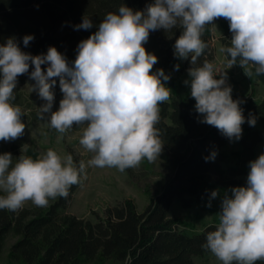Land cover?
<instances>
[{
	"label": "clouds",
	"instance_id": "9594fccd",
	"mask_svg": "<svg viewBox=\"0 0 264 264\" xmlns=\"http://www.w3.org/2000/svg\"><path fill=\"white\" fill-rule=\"evenodd\" d=\"M229 22L231 46L221 47L230 59L252 76L264 75V0H154L145 11L121 5L108 12L98 30L77 46L72 66L55 47L46 55L25 53L14 38L0 45V141H12L24 134L22 108L14 103L18 77L33 70L31 92L45 101L37 118L45 120L62 139L73 126H83L79 144L91 158L74 161L71 154L61 156L48 149L33 159L21 155L13 163L11 153L0 154V210L16 212L27 202L47 207L50 200L67 198L72 186L86 178V169L115 168L124 172L143 161L155 163L163 142L156 126L160 105L171 99L163 69L153 72L156 55L144 45L151 31L174 27L184 30L174 45V55L188 59V75L195 109L201 123L217 128L224 136L240 139L245 118L240 101L232 98L227 73H216L214 64L205 60L197 65L208 44L202 39L205 27L216 19ZM85 17L77 30L92 28ZM34 39L23 37L24 46ZM47 64L46 72L42 65ZM179 69V65H176ZM219 75V79H217ZM59 78L63 98L52 111V89ZM254 126V118L248 120ZM216 153L205 159H214ZM247 186L233 187L221 203L219 223L206 235L202 247L221 264H256L264 261V154L250 162ZM217 191L211 197L216 198ZM211 207V203L207 205Z\"/></svg>",
	"mask_w": 264,
	"mask_h": 264
},
{
	"label": "trees",
	"instance_id": "16d2710c",
	"mask_svg": "<svg viewBox=\"0 0 264 264\" xmlns=\"http://www.w3.org/2000/svg\"><path fill=\"white\" fill-rule=\"evenodd\" d=\"M152 3L154 0H0V45L14 38L22 51L33 56L46 55L49 47H55L72 66L78 44L98 30L108 12H117L121 5L145 11ZM85 17L91 19L92 28L77 30ZM216 20L226 25L222 45L231 46L229 22L224 18ZM183 30L177 26L170 31H151L144 45L147 52L158 58L152 71L163 69L170 77L162 82L171 90V99L160 105V122L156 127L174 173L161 193L152 197L142 211L126 199L107 207L103 216L93 220L67 212L78 185L71 187L66 199L57 198L44 211L0 210V256L9 232L20 237L9 252L15 264H194L196 256L209 252L202 245L219 221L206 224L200 232H186L180 228L185 226L184 219L170 217L169 209L175 199L184 207H191L210 198L217 187L225 190L233 185L247 186L244 178L250 171V162L255 160L257 144L264 142V98L255 100L253 92L244 95L236 91L232 95L240 101L248 130L240 137L241 151L233 156L234 164H227L230 155L224 147L234 139L201 123L202 116L195 109L191 92L184 91L176 81L177 75L193 67L191 56L179 59L174 55L175 41ZM26 35L34 39L25 47ZM202 39L208 47L197 65L215 60L211 37L204 31ZM225 57L230 59L226 53ZM41 67L46 72L48 65ZM32 70L30 65L29 73L20 76L29 77ZM250 118L255 119L254 126L248 123ZM258 120L261 128L257 126ZM213 152L215 158L206 160Z\"/></svg>",
	"mask_w": 264,
	"mask_h": 264
},
{
	"label": "rangeland",
	"instance_id": "374dc122",
	"mask_svg": "<svg viewBox=\"0 0 264 264\" xmlns=\"http://www.w3.org/2000/svg\"><path fill=\"white\" fill-rule=\"evenodd\" d=\"M226 30L225 24L222 21L215 20L212 24L205 27V32L211 37V42L215 50V60L213 62L214 69H221L227 73L228 84L232 88L231 93L240 91L248 93L253 90L259 95H264V75H256L252 70V76L248 77L245 74L246 69L241 66H229V63L220 52L222 46L221 38ZM232 38V34H231ZM250 67V66H249ZM188 71L177 75L176 81L184 91H190V81ZM29 77H18L16 88L14 89V103L19 105L25 115L21 117L26 128L24 134L18 139L12 141H0V154L11 153L13 163L21 155L29 156L33 159L38 158L41 154L46 153L48 149H53L61 156L71 154L74 161L77 163L80 160L87 162L91 158V153L87 152L80 144L79 139L82 134L83 126H73L62 139H57L59 134L48 126L47 114L45 120L37 118V110L45 101L40 99L36 92H31L30 86L34 84ZM54 93V101L52 111L59 109V102L63 98V93L60 90L59 78L56 80V85L52 89ZM259 93V95H258ZM232 95V94H231ZM257 126L262 127L258 120ZM240 144V139H239ZM236 149L235 142L230 143L225 152L230 155L227 164H234V155H231ZM174 173V167L171 163L168 150L163 144L162 152L155 163L143 161L139 167L126 169L120 172L115 168H92L86 169V178L82 179L72 195L71 202L67 208L69 214L75 215L83 219H95L96 216H103L105 210L109 206H113L118 202L126 199H131L138 211H142L152 197H156L161 193L165 183L171 178ZM244 179H247L244 178ZM233 185L225 190L216 188L218 196L216 198H206L191 207H184L178 199H175L169 209L170 217H182L184 219L186 232H200L204 226L213 221H219V213L221 212V203L225 195H231ZM56 200V199H55ZM55 200H50L47 207H37L31 202H27L23 208L30 211H44ZM211 203V207L207 205ZM20 237L13 232H9L5 238L2 253L0 256V264H15L9 258V252L12 245ZM94 264V263H89ZM104 264H119L105 262ZM194 264H221L210 252L204 256H196Z\"/></svg>",
	"mask_w": 264,
	"mask_h": 264
},
{
	"label": "crops",
	"instance_id": "0c3cea01",
	"mask_svg": "<svg viewBox=\"0 0 264 264\" xmlns=\"http://www.w3.org/2000/svg\"><path fill=\"white\" fill-rule=\"evenodd\" d=\"M224 23V22H223ZM225 24V23H224ZM225 27H226V25H225ZM208 34V33H207ZM209 35V34H208ZM221 47H224L223 45L221 46ZM223 56L225 57V53H223ZM225 59H226V57H225ZM228 62V61H227ZM234 66V65H233ZM250 68H251V70L255 73V67H253V66H251L250 65ZM236 92V91H235ZM240 92V91H239ZM252 93L253 92V90H250L248 93ZM248 93H242V94H244V95H246V94H248ZM232 95L234 94V93H231ZM254 94V98L255 99H257V96H255L257 93H253ZM258 95H259V93H258ZM264 98V95H262V96H260L259 95V99L261 100V99H263ZM248 130V126H247V124H243L242 125V135L244 134V132H246ZM241 135V136H242ZM232 142H235V144H236V149H235V151L234 152H232V154L231 155H234V156H236V155H239L240 154V151H241V144H239V139L238 140H236V139H234V140H232V141H229L228 143H227V145L224 147V151H225V149L227 148V146L230 144V143H232ZM260 154H264V142H260V143H258L257 144V147H256V157H255V159H257L258 158V156L260 155Z\"/></svg>",
	"mask_w": 264,
	"mask_h": 264
},
{
	"label": "built area",
	"instance_id": "2783aa9c",
	"mask_svg": "<svg viewBox=\"0 0 264 264\" xmlns=\"http://www.w3.org/2000/svg\"><path fill=\"white\" fill-rule=\"evenodd\" d=\"M216 71V73H219L220 71H223V70H221V69H218V70H215ZM217 79H219L220 77H219V75H217V77H216ZM226 83L228 84V79H227V81H226Z\"/></svg>",
	"mask_w": 264,
	"mask_h": 264
}]
</instances>
